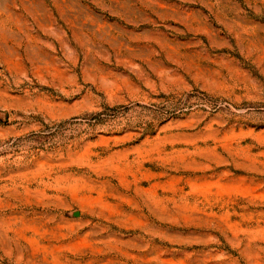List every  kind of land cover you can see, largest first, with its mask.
Masks as SVG:
<instances>
[{
    "label": "rangeland",
    "instance_id": "obj_1",
    "mask_svg": "<svg viewBox=\"0 0 264 264\" xmlns=\"http://www.w3.org/2000/svg\"><path fill=\"white\" fill-rule=\"evenodd\" d=\"M0 264H264V0H0Z\"/></svg>",
    "mask_w": 264,
    "mask_h": 264
}]
</instances>
